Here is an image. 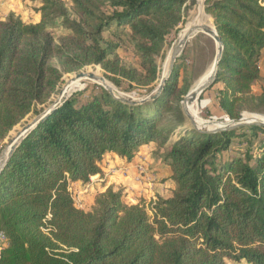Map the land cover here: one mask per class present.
<instances>
[{"label": "trees", "instance_id": "1", "mask_svg": "<svg viewBox=\"0 0 264 264\" xmlns=\"http://www.w3.org/2000/svg\"><path fill=\"white\" fill-rule=\"evenodd\" d=\"M69 2L70 8L64 0H41L35 23L0 15V141L37 112L62 74L90 64L117 87L152 91L165 36L196 5ZM96 2L111 10L99 11ZM205 13L222 42L212 102L238 120L244 110L264 105V87L258 86L264 0H206ZM56 24L63 30L57 38ZM107 30L116 41L103 37ZM124 34L135 66L116 53ZM179 79L175 64L159 94L140 104L122 102L100 85L87 87L21 139L0 172V230L7 238L0 264H264V137L258 139L264 126L176 130L185 120L180 102L189 87ZM244 128L257 144L236 151L232 139L245 135L238 131ZM148 144L175 183L169 197L156 199L151 215L141 203L125 201L124 185L96 192L89 211L74 205L68 183L101 176L109 154L129 163Z\"/></svg>", "mask_w": 264, "mask_h": 264}, {"label": "rangeland", "instance_id": "2", "mask_svg": "<svg viewBox=\"0 0 264 264\" xmlns=\"http://www.w3.org/2000/svg\"><path fill=\"white\" fill-rule=\"evenodd\" d=\"M64 1L70 8L71 4L69 0H64ZM40 3H41V0H0V15L2 18H6L8 15L13 14L14 16L20 17L22 21H24L25 23H35L38 21V16H39L36 13V8L39 7ZM96 5H97L96 7L99 8V11L108 13L111 10V8L99 2H96ZM197 6L199 9V0H196V5H194L192 9H190L188 13H186L183 16V21L179 23V25L174 30H172L168 35L165 36V40L162 45V50L160 54L156 56L159 80L165 74V72H163V64L166 60L167 55L169 54V51L172 49V47H174L175 42L178 39L180 32L184 30L185 25L195 16V13L197 11ZM69 10H70V14L72 15L73 14L72 10L71 9ZM210 22L214 26L212 18ZM52 32L55 38H57V36H59L63 32V30L60 26L56 24V26L52 28ZM102 35L105 39L116 41L115 37L113 36L112 30L110 31L107 30L103 32ZM118 44L119 46L116 50V53L120 57V59L128 66L129 65L135 66L137 63V58L133 53V44L128 39V35L124 34L122 38L119 40ZM215 52H216V44L214 40L208 34L202 31L195 33V35L191 37L190 39H188L185 42V44L182 46L179 52V55L177 56V58L175 59L173 63V66L175 64L179 66L180 79L177 81V84L182 86L183 83L187 82V84L189 85L187 92L192 87L196 86L201 80L204 72L207 70L206 69L201 74V76L198 78L199 73H200L199 68H201L202 65H206L209 67L211 63L214 62ZM53 65H55L59 69V64L56 61L53 62ZM78 73H86L87 75H90V76H85V77L77 79L76 82L78 86L76 85L77 86L76 88H71L70 91L65 94V97H62L61 99H64V98L67 99L73 93L79 92L87 87L90 90L91 88H93L92 87L93 85H100L103 87L102 84L109 85L113 94L118 95V96H123L126 98H130V99H139L150 92V91L149 92L145 91L144 89H141V88H137L134 85L128 87L126 84H123V88L115 86L103 75L104 71L99 65L90 64V65L80 68L77 71L64 73L61 76L60 82L50 92L47 99L43 103L36 105L37 112L29 113L19 124L14 126L12 130L6 135V137L0 141L1 146L4 147L6 144H8L10 140L17 134V132L22 129L23 126L30 123L37 116L38 112L45 110L55 100L57 95L60 93L62 87L66 84V82H68L73 76H75ZM96 74L98 77L102 78L101 80L103 81V83L93 80V77ZM159 80H157V82L155 83V86ZM215 91H216V88L214 86L212 87V84H211L209 87L205 88L197 96L196 99H194L195 102L193 100L192 102L189 103L191 110H193L192 112L194 116L196 118H199V120L208 122V124H203V125L197 124L198 121L195 119V117H193V114H191V111H189L190 109L188 110L187 108V111H189L191 115V118H192L191 120H193L192 122L195 124V127H197V129H201V128L202 130H204L205 128L210 129L211 125H213V123L215 122H224V125H222V127H225V124H227L225 119L228 117L223 115L220 112V110L213 104L214 102H212V98L214 96ZM88 94L89 92H85V95H88ZM252 114H258V115L264 116V105H258L257 107H255L254 110H244L241 113V116L238 120L243 123L247 121H253L248 118H244L246 115H252ZM231 120L232 119H229V121ZM247 125L249 124H242L238 127H244V126L246 127ZM234 128H237V127H234ZM176 130H182L183 132H185V130L197 131L193 127V125L190 123V120L188 119V117L186 116H185L183 125H179ZM238 131H240V133H246V134L240 137L239 136L234 137L231 142V148L235 149L236 151H245L248 148L251 149V147L256 146L258 140L255 141L249 135V132L246 128L242 130L238 129ZM263 137H264L263 133L261 132L258 133V139L263 138ZM141 150L145 151V154L143 155L142 158L138 159L136 162L139 161L140 163L144 165L149 177H153V176L155 177V175L157 176V174H160V173L165 175V171L160 170L162 169L161 164H160L161 162H158L160 159L156 158L152 154V152H150L151 150L149 148H143V149H140V151ZM254 151L255 150H251V152H254ZM106 162H108L111 167H116L119 165V161L113 157L108 158ZM103 167L107 168L108 166L103 165ZM157 169H159V171H157ZM133 174H134V170H132L130 176L127 178H122V177L118 178L115 176L107 177V184L115 185V187L118 188V186L120 185H125L126 181H131L132 183H134V185L128 189L127 195L125 196L126 198L125 201L135 203L136 202L135 199L138 198L141 204L146 208L148 214L151 215L152 205L154 204L152 200H154L155 202L158 197H161V193H164L163 190L168 191L171 189V186L167 187L165 185L164 187L161 188L160 185L163 186L164 179L158 178V177L156 179L152 178L149 185H145L147 184L146 182H144L143 184H137L134 182L133 179H131ZM112 175L110 174V176ZM68 189H70L71 191L77 190V187H74L73 182H70L68 183ZM74 205L77 208L82 209L84 211H89L92 207L91 200L89 203L83 206V202H79L77 199V201L74 202ZM227 262L228 264H247L245 261L234 262V261L228 260Z\"/></svg>", "mask_w": 264, "mask_h": 264}, {"label": "water", "instance_id": "3", "mask_svg": "<svg viewBox=\"0 0 264 264\" xmlns=\"http://www.w3.org/2000/svg\"><path fill=\"white\" fill-rule=\"evenodd\" d=\"M205 2H206V0H202V2H201L202 11H204V12H205ZM198 18H199V10H198V6H197V11L195 13V16L184 27V35L180 38L178 44L173 47V51H172V54H171L170 59H169V66H168L167 73L160 78V80L158 81L156 86L152 89V91H150L149 93H147L146 95H144L143 97H141L139 99H130V98H126L123 96H118V95L113 94L111 88L107 84H102L103 87L114 98H116L122 102H125V103L140 104V103H143V102H146V101H149V100L155 98L159 94L161 88L163 87L164 81H165L166 77L169 75L170 70L173 67V63H174L175 59L177 58V56L179 55V52H180L182 46L185 44L187 37H188V34L191 33L192 30H195V31L200 30V31L208 34L214 40V42L216 44V52H215V56H214L213 70H212V73L209 76V79L207 81L192 87L187 92V94L182 99V101L180 102L181 108H182L185 116L188 117V119L190 120V123L199 132H217V131L229 130V129H232L234 127H238L242 124L264 126L263 121H247V122L243 123L239 120H231L229 123L227 122L228 124H225V127H222V125H220V126H215L211 129H204V130L197 129V127H195V124L192 122L193 120H191L192 119L191 115H190L189 111H187V104L192 102L195 98H197V96L205 88L209 87L212 84L214 77H215L217 64H218V61H219L221 54H222V42H221V39H220V37L216 31V27L213 25L211 27L207 26L206 24L201 23L198 20ZM179 46H181V48ZM85 76H90V75H87L86 73H78L75 75L76 79H79V78H82ZM71 81H74V79L73 78L70 79L68 82H66V85L71 84ZM65 100L66 99L64 98V99H60V100L58 99V100L52 102L45 110H43L39 115H37L30 123L23 126L21 131H18L17 134L10 140V142L2 148V151L0 153V172L3 169V167L5 166L8 158L11 156V154L15 150L18 143L21 141V139L33 127H35L48 113L53 111L56 107H58L60 104H62Z\"/></svg>", "mask_w": 264, "mask_h": 264}, {"label": "crops", "instance_id": "4", "mask_svg": "<svg viewBox=\"0 0 264 264\" xmlns=\"http://www.w3.org/2000/svg\"><path fill=\"white\" fill-rule=\"evenodd\" d=\"M207 67L208 66H206V65L203 66V68L201 69V72H200L198 78L207 69ZM259 68H260L261 80H260V83H259L258 86L259 87L260 86H263L264 87V50H262V52H261V59H260V62H259ZM143 148H149L151 151H152V149H154V147H153L152 144L143 145L141 147V149H143ZM144 154H145V151H143V150L139 151V153L129 163H126V164H123L122 163V160H119L117 157H115L112 154H111V156H110V154L107 155L106 158L103 160L102 164L103 165H107L108 167L107 168H104L103 165L101 166V168H102V175L100 176L99 174H96V175H99V177H96V178L93 179L94 181H93V186H92L91 190H89V192L87 194H85L84 196L78 197V201L79 202H83V206H85V204L89 203L90 200H91V205H93L94 197H95L96 192L102 191L107 186H113V187H115V185L107 184V177H113V176H115V177H118L119 178L120 176H119L118 173H110V170L112 168H114V167H111L110 164L108 162H106L108 158L114 157L115 159H117L119 161V165L116 166V167H121V166H124V165L133 164L138 159L142 158ZM158 162H161V160H159ZM160 164H161V168L162 169H160V168L159 169L160 170H164L165 171V175H163V174L160 173V174H157V176L155 175V177L154 176L153 177H150V179L151 180H152V178L153 179L154 178L156 179L157 177L164 179L163 186L160 185L161 188L164 187L165 185L167 187L168 186H171V189L170 190H168V191L163 190L164 193H161V197L166 198V197H169L172 194L173 190L175 189V183L173 182V180L171 178V171H170L169 167L167 165L163 164L162 162ZM159 169H157V171H159ZM131 172H132V169L130 170V173ZM110 174L111 175L113 174V175L110 176ZM96 175H94V176H96ZM73 185H74V187L80 188L81 185H82V183L81 182H73ZM133 185H134V183H132L131 181H126V183H125L124 186H126L127 187V190H128Z\"/></svg>", "mask_w": 264, "mask_h": 264}, {"label": "bare ground", "instance_id": "5", "mask_svg": "<svg viewBox=\"0 0 264 264\" xmlns=\"http://www.w3.org/2000/svg\"><path fill=\"white\" fill-rule=\"evenodd\" d=\"M201 2H202V0H199V18H198V20L201 22V23H203V24H206L207 26H212V24H211V18H210V16L209 15H207L204 11H202V4H201ZM200 30H192L191 31V33H189L188 34V37H187V40L188 39H190L191 37H193L194 35H195V33H197V32H199ZM201 32V31H200ZM184 35V30L182 31V32H180V34H179V37H178V39L176 40V42H175V45L174 46H176L177 44H178V42H179V40H180V38L182 37ZM186 40V41H187ZM182 46V45H181ZM181 46H179L180 48H181ZM172 51H173V47H172V49L169 51V54L167 55V57H166V60H165V62H164V64H163V72H165V74L167 73V70H168V66H169V59H170V56H171V54H172ZM213 64H214V62H212L211 63V65L207 68V70L204 72V74H203V76H202V78H201V80L199 81V83L198 84H200V83H203V82H205V81H207L208 79H209V76L211 75V73H212V70H213ZM164 74V75H165ZM73 79H74V81H71V84H69L70 86H68V85H64L63 87H62V89H61V91H60V93L57 95V97L55 98V100L54 101H56V100H60L62 97H65V94L66 93H68L69 91H70V89L71 88H76L78 85H77V79H76V77L75 76H73L72 77ZM71 78V79H72ZM91 79V78H90ZM93 80H96L97 82H100V83H103V81L101 80V78L100 77H98L97 76V74L93 77ZM197 84V85H198ZM77 85V86H76ZM66 87V88H65ZM64 89V90H63ZM196 99V98H195ZM53 101V102H54ZM194 102H195V100H194ZM187 108H188V110L189 111H191V114H193V110H191V107L189 106V104H187ZM193 117H195L194 116V114H193ZM243 118V117H242ZM244 118H248V119H250V120H253V121H264V116H262V115H258V114H252V115H246ZM243 118V119H244ZM195 119L198 121V123L197 124H199V125H203V124H208V122L207 121H203V120H199V118H196L195 117ZM226 123H227V121H226ZM212 124V123H211ZM228 124V123H227ZM210 125V124H209ZM220 125H224V122H215V123H213V125H211V128H213V127H215V126H220ZM205 126V125H204ZM209 127V126H208ZM210 128V129H211ZM202 129V128H201ZM206 129V128H205ZM21 131V130H20Z\"/></svg>", "mask_w": 264, "mask_h": 264}, {"label": "built area", "instance_id": "6", "mask_svg": "<svg viewBox=\"0 0 264 264\" xmlns=\"http://www.w3.org/2000/svg\"><path fill=\"white\" fill-rule=\"evenodd\" d=\"M225 121L230 122L228 118H226ZM2 148L3 147L0 144V153L2 151ZM131 169L134 170V174L132 175L131 179H133L135 183L143 184L144 182H146L147 184L145 185L150 184L151 179L149 175L147 174V170L144 167V165L140 163L139 161L136 163L124 165L121 167H114L110 170V173H118L120 177L127 178L131 174L130 173ZM96 177H99V175L91 176L88 182L82 184L80 188H77V190L71 191L70 189H68L74 202L77 201L78 197L84 196L85 194L89 192V190H91L93 186V181H94L93 179ZM135 200H136L135 203H141L138 198ZM152 202L154 203V200H152ZM6 246H7L6 235L3 231L0 230V259H1L2 251L4 250Z\"/></svg>", "mask_w": 264, "mask_h": 264}]
</instances>
